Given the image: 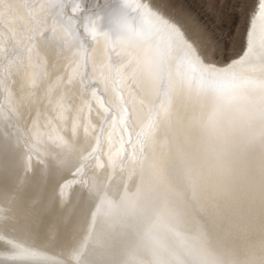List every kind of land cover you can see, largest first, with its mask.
Here are the masks:
<instances>
[{
	"label": "bare ground",
	"instance_id": "obj_1",
	"mask_svg": "<svg viewBox=\"0 0 264 264\" xmlns=\"http://www.w3.org/2000/svg\"><path fill=\"white\" fill-rule=\"evenodd\" d=\"M0 1V264H155L201 235L264 264V153L249 125L264 98L260 4L242 58L215 67L139 0H62L76 20L58 16L56 0ZM83 30L91 43L74 46ZM230 71L228 86L207 88ZM40 76L54 82L37 92ZM85 78L101 95L79 91ZM241 94L256 100L240 106ZM134 202L151 210L127 214Z\"/></svg>",
	"mask_w": 264,
	"mask_h": 264
},
{
	"label": "rangeland",
	"instance_id": "obj_2",
	"mask_svg": "<svg viewBox=\"0 0 264 264\" xmlns=\"http://www.w3.org/2000/svg\"><path fill=\"white\" fill-rule=\"evenodd\" d=\"M56 1H57V5L55 3L56 7H55V5L52 7L57 8L58 5L60 4L59 7L61 8V10H59L60 8L59 9L57 8L58 9V14H57L58 16H60V15L61 16H68L69 13L71 14V12H72L71 8L69 9L70 10L69 11L66 8V6H64V4L61 2L62 0H60V2L62 4L60 2H58L59 0H56ZM139 1L141 3H145L146 5H151L157 12H159L162 16H164L166 19L171 21L172 24L174 23L173 25H175V26L179 25L178 27H180L183 30V33H185L186 38L188 40H190L191 42H193V44L195 45V47L198 51V53L196 54V57H199L201 59V61L206 63V65H211V66H215V67H224L225 65L233 62L234 60L242 58V55L247 50L249 28L251 26V23H252L253 17L255 16V13L258 11V8H259L258 5L260 4V0H139ZM4 3H5V1H0V10L1 11H3V7L5 6ZM62 9L65 11V13H63L64 11ZM66 10H68L69 13H67ZM72 14L68 17L73 18L75 16V14H73V15ZM75 17H74V20H76ZM71 18H69V19H71ZM45 22L46 21H43L42 23L45 24ZM49 23H50V20H49ZM69 24H71L73 26V28L76 30V28H77V27H75L76 25H73V23H71V22H69ZM45 30H46L45 34L48 35L50 28H47ZM83 31H82L83 35L76 34L75 38H73L74 46L77 45V47H80V44L83 43V45L81 47L85 48V45L91 43L92 40L90 41L91 38L89 37L88 33H86L85 31L83 33ZM86 36L88 39L85 38ZM88 40H89V42H88ZM42 42L45 44L52 43L51 37H49V35H48V38L42 40ZM80 42H82V43H80ZM12 51L15 54L19 53V49H12ZM37 57H38V53H34V55L30 56V59L33 60L34 62H36L37 64L41 63V62L44 63L46 61V59H43V56L42 57L39 56L38 58ZM63 57H65L66 59L72 60L76 57V55L73 54V51H71V52L69 51ZM180 58L182 60V57H180ZM181 60H179L177 62V65L180 62V64H179L180 66H177L179 69H180V67H182L181 64L183 63V60L182 61ZM22 61H23L22 64H25L24 62L28 63L27 60L26 61L22 60ZM81 61L82 60H80V63L82 64V66L79 68V70H80V72L84 73L85 67L83 65V62H81ZM18 64H21V63H18ZM203 74L206 77H209V75H208L209 73H203ZM203 74L201 73V75H203ZM230 74H232L233 77ZM61 75H63L62 72L57 73V75L55 74L54 80L57 79L58 76L60 77ZM81 75H82V73L78 72V76L82 77ZM227 75L228 74H224V75L222 74L221 75L224 78V79L222 78L223 80L220 78L222 81H220V79H216V80L214 79L215 84H213V81L209 82L208 79L206 82L205 81L204 82H205V84H207L206 85L207 88H210V89H212L213 86L215 88L218 87L217 89H219L220 87L224 88L222 86H226L228 84L227 83L228 81H230V83H231L232 78L236 79V75L231 71H230L229 75L228 76ZM67 76H68V74L66 73V77ZM237 77H240V76H237ZM37 78L38 79L36 82L37 83L36 89H38V87L40 88V89H38L37 92H39L41 89L46 88L48 84H51V82L52 83L54 82V80H50L46 76L44 78H42L41 76L37 77ZM202 78H204V77H202ZM229 78H231V79H229ZM227 79H229V80H227ZM184 80H186V79H184ZM204 80H206V79H204ZM232 81H233V79H232ZM221 82H222V84H221ZM82 85H83V87H82ZM180 85H181V82H180ZM68 86H69V84H67V88H68ZM74 87L77 89L76 86H74ZM74 87H72V88L70 87L71 88L70 90L72 91ZM87 87H92L91 89H92L94 94L99 93L101 95V93L98 91V89L95 88V85L92 84L91 82H89V80L87 78H85V81L83 80L82 84L79 87V91L80 90L85 91L87 89ZM204 90H207V89H204ZM62 93L64 94L65 90ZM190 93L192 95L193 91H191ZM242 99H244V100L250 99V100L255 101L256 96H253L251 94H249V95L246 94L244 96L243 94H241V95H237V97L233 101H235V102L237 101L240 103V101ZM164 100H165V98H164ZM241 105L242 104L240 103V106ZM235 108H236V106H235ZM237 108H238V106H237ZM234 113H235V111H233V114ZM216 122H217V120H216ZM216 122H214L215 124L213 123L215 128L218 126V122L217 123ZM119 123L121 124L122 122L120 121ZM95 146H96V144H95ZM219 194H220V192H219ZM222 194H224V193H222ZM251 205H252V203H251Z\"/></svg>",
	"mask_w": 264,
	"mask_h": 264
},
{
	"label": "snow or ice",
	"instance_id": "obj_3",
	"mask_svg": "<svg viewBox=\"0 0 264 264\" xmlns=\"http://www.w3.org/2000/svg\"><path fill=\"white\" fill-rule=\"evenodd\" d=\"M260 11L264 13V0L260 2ZM211 67V66H206ZM203 71V69H202ZM211 78L213 73L208 74ZM217 78H223L222 76L217 75ZM219 103V99L217 100ZM249 125L252 128L259 127V143L262 153H264V98H262L258 103H254L252 106L251 113L249 115ZM257 141V134L254 132L251 134L249 140L247 141V145L249 148H253ZM257 177V173L255 169L252 170L251 178L253 181V188L251 195L255 196V180ZM193 178L190 177V180ZM260 200L261 204L264 205V160L261 161L260 164ZM193 193L195 192V183H192ZM151 209L146 207V205L142 202H134L132 206L126 209L127 214H136L138 212H149ZM159 256V259L155 262V264H243L242 261L229 257L226 254H222L216 250H214L208 240L201 235L199 238L195 240L193 244H191L188 248H186L183 252L174 254L176 256L173 260H168L164 258L163 254L156 253ZM128 264H136L135 261H129Z\"/></svg>",
	"mask_w": 264,
	"mask_h": 264
}]
</instances>
